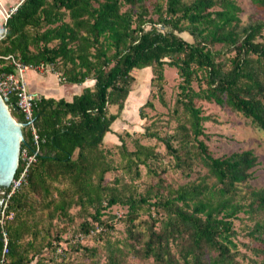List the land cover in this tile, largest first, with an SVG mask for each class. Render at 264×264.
<instances>
[{
	"label": "trees",
	"instance_id": "obj_1",
	"mask_svg": "<svg viewBox=\"0 0 264 264\" xmlns=\"http://www.w3.org/2000/svg\"><path fill=\"white\" fill-rule=\"evenodd\" d=\"M250 2L255 15L246 21L237 0L18 3L6 20V32L0 33V74L15 71L11 55L28 67L50 65L62 83H93L70 99L40 95L31 123L11 99L9 112L22 123L20 150L38 151L8 200L11 217L0 224V254L2 228L8 236L4 264L34 259L44 264L39 256L44 250L56 252L65 230L52 233L56 222L70 224L76 216L81 219L73 226L76 233L106 235L103 251L77 239L70 250L86 261L63 257L57 264H125L128 256L153 264H235L233 220L242 212L253 221L249 237L258 242L252 247L258 258L253 264H264V186L243 191L239 186L252 175L257 155L249 148L215 156L203 125L210 117L197 104L227 107L264 133V0ZM166 68L179 78L169 107L174 131L160 134L147 126L142 133L162 143L164 160L156 143L134 137L129 148L111 125L131 94L134 71L149 70V94L167 106ZM147 107L153 108L151 97L141 105L140 116ZM108 133L119 140L111 143L118 161L104 145ZM24 165L19 157L13 177ZM169 170L183 181L169 180ZM114 205L126 208L125 235L111 239L107 231L114 215L104 216ZM142 213L147 218L136 223ZM140 224L145 231L137 230Z\"/></svg>",
	"mask_w": 264,
	"mask_h": 264
},
{
	"label": "rangeland",
	"instance_id": "obj_2",
	"mask_svg": "<svg viewBox=\"0 0 264 264\" xmlns=\"http://www.w3.org/2000/svg\"><path fill=\"white\" fill-rule=\"evenodd\" d=\"M242 7L240 17L243 21H246L250 14L255 15V9L252 6L250 0H237ZM258 17H263V13L259 12ZM2 22V16L0 15V26ZM181 36L188 41L192 38L187 33H181ZM264 38V32H263ZM166 81L164 84V97L167 101V106H164L157 99V96L150 93L152 87L149 85L150 72L147 69L134 71L135 82L132 87L131 94L125 103V107L120 116L111 125L115 133H120L127 143L129 148H132V138L138 137L141 141L147 143H156V150L159 151L164 160L168 157L165 154V149L162 143L156 142L154 139H147L142 136L145 128L150 126L151 130L159 131L160 134L172 133L176 124L175 119H172L169 114V107L172 105L173 97L177 91L178 76L176 71L171 68L164 70ZM24 77L29 85H38L41 92H45L47 96L60 97L63 96L67 99L71 98L72 94L78 92L83 86L91 85L93 80H86L82 84H68L62 83L58 79V75L55 71L48 69H36L28 67L24 72ZM197 88L196 83H193ZM31 88V87H30ZM73 89V90H72ZM74 91V92H73ZM151 97L153 108H144V116H140L139 109L145 100ZM198 105H201L204 114L209 115L210 120L203 122L205 132L209 135L206 140L209 149L215 156H219L225 153H231L235 150L241 149H253L257 155L258 163L252 169V175L247 181L241 183L239 186L245 190L248 186L262 187L264 186V133L254 125L248 118L244 117L240 113L231 111L227 107H220L215 103L206 101H197ZM114 133V134H115ZM112 133H108L105 136L104 145L106 148L112 149V158L118 161V153L115 148V144L119 140L117 136ZM200 167H196L197 172ZM204 169H201V173ZM113 173H108L107 176H112ZM166 177L172 181L182 182L179 173L169 170ZM76 212V209H72ZM74 212V213H75ZM126 208L124 206L114 205L107 209L104 218H109V215H114L110 221H112V229L107 231V236L111 239L121 238L124 234V214ZM147 218L146 213H142L139 218L136 219V223L143 221ZM80 217L76 216L74 221L70 224L63 223L61 221L56 222V226L53 227L52 233L56 231L60 232L61 229H65L61 235V241L56 249V252L51 250H44L41 256L43 257L44 264H57L61 258H67L69 261L78 263L79 260L86 261L80 254L74 250H70L71 244L75 243L78 239L80 244L86 246H97L103 251L104 237L106 235L98 237L97 231L91 232L84 236L74 231L73 226L77 225L80 221ZM253 225V221L247 218L246 213H239L238 218L233 220V227L236 231V235L232 237L235 243L234 250L237 255L235 257V264H253L255 255L252 247L257 246L258 242L253 241L248 235V229ZM138 231H145V225L140 224L137 226ZM69 249V252L63 256L62 250ZM36 259L28 264H34ZM101 261H104V256L101 254ZM153 264L152 260H139L133 256L125 258V264Z\"/></svg>",
	"mask_w": 264,
	"mask_h": 264
},
{
	"label": "built area",
	"instance_id": "obj_3",
	"mask_svg": "<svg viewBox=\"0 0 264 264\" xmlns=\"http://www.w3.org/2000/svg\"><path fill=\"white\" fill-rule=\"evenodd\" d=\"M18 3L11 7H4L0 3V15L2 16V22L0 26V33L3 34L6 32L5 23L7 18L16 10ZM12 58V62L15 65V71L10 73H1L0 74V99L4 103V105L9 110L11 105V99L14 97L15 106L23 113L24 119L28 120L29 123L32 121V109L35 104V101L40 97V95L31 92L28 87L24 77V72L28 68V66L22 65L21 63L15 61L11 55L7 56ZM34 70L38 69H51L50 65L40 64L38 66L30 67ZM52 70V69H51ZM57 73V72H56ZM58 75V74H57ZM59 81L61 78L58 76ZM22 124V123H21ZM33 138L35 143L37 142V135L34 133V128L32 127ZM38 151V147L35 153ZM33 155H28L26 149L19 150V156L24 162L22 170L18 174V176L13 177L7 190H3L2 199L0 203V224L2 225L6 218L11 217V213H7L8 200L12 193L18 189L23 180L27 170L28 164L34 160ZM19 159V158H18ZM1 239H2V248L0 254V264H4L5 256L8 252V236L6 231L1 229Z\"/></svg>",
	"mask_w": 264,
	"mask_h": 264
},
{
	"label": "water",
	"instance_id": "obj_4",
	"mask_svg": "<svg viewBox=\"0 0 264 264\" xmlns=\"http://www.w3.org/2000/svg\"><path fill=\"white\" fill-rule=\"evenodd\" d=\"M21 127L0 99V187L9 186L14 176L23 139Z\"/></svg>",
	"mask_w": 264,
	"mask_h": 264
},
{
	"label": "crops",
	"instance_id": "obj_5",
	"mask_svg": "<svg viewBox=\"0 0 264 264\" xmlns=\"http://www.w3.org/2000/svg\"><path fill=\"white\" fill-rule=\"evenodd\" d=\"M21 0H0V3L4 6V7H11L17 3H19ZM26 80V79H25ZM26 83H27V87L28 89L33 92V93H36L38 95H42V94H45V92H41L39 90H41V88L38 86V85H32L31 86L29 85L30 82H27L26 80ZM31 87V88H30ZM73 90V89H72ZM74 92V91H73ZM75 93V92H74ZM70 99V98H69Z\"/></svg>",
	"mask_w": 264,
	"mask_h": 264
},
{
	"label": "flooded vegetation",
	"instance_id": "obj_6",
	"mask_svg": "<svg viewBox=\"0 0 264 264\" xmlns=\"http://www.w3.org/2000/svg\"><path fill=\"white\" fill-rule=\"evenodd\" d=\"M2 193H3V190L0 189V203H1V199H2Z\"/></svg>",
	"mask_w": 264,
	"mask_h": 264
}]
</instances>
